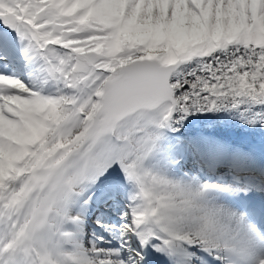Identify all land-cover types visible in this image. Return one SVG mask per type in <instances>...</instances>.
<instances>
[{
	"label": "snow or ice",
	"instance_id": "snow-or-ice-1",
	"mask_svg": "<svg viewBox=\"0 0 264 264\" xmlns=\"http://www.w3.org/2000/svg\"><path fill=\"white\" fill-rule=\"evenodd\" d=\"M0 264H264V0H0Z\"/></svg>",
	"mask_w": 264,
	"mask_h": 264
}]
</instances>
